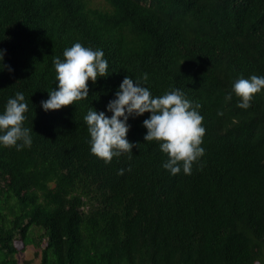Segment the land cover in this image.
<instances>
[{"label":"trees","instance_id":"16d2710c","mask_svg":"<svg viewBox=\"0 0 264 264\" xmlns=\"http://www.w3.org/2000/svg\"><path fill=\"white\" fill-rule=\"evenodd\" d=\"M93 1L0 0V114L21 92L32 129L30 148L0 145V264L27 246L38 264H264V90L246 110L225 99L237 79L264 76V0ZM77 42L104 52L108 76L45 112L53 58ZM145 73L153 97L179 89L201 105L190 175L144 140L150 113L127 121L132 154H91L84 116L111 117L125 76Z\"/></svg>","mask_w":264,"mask_h":264},{"label":"clouds","instance_id":"9594fccd","mask_svg":"<svg viewBox=\"0 0 264 264\" xmlns=\"http://www.w3.org/2000/svg\"><path fill=\"white\" fill-rule=\"evenodd\" d=\"M3 55V50H0V64ZM53 64L58 83L54 90L48 92L49 98L41 101L45 112L60 110L87 99L88 82L94 84L98 78L108 76V61L104 58V52L78 42L64 50L63 60L54 57ZM147 80L146 73L136 80L125 76L115 94L116 98L107 105L111 117L103 111L97 112L92 108L88 110L84 121L90 133L91 154L105 164L111 163L114 157L123 153L132 154L133 147L137 145L127 139L130 127L127 121L130 116L139 117L150 113V117L143 121L147 129L144 140L159 143L161 151L168 157L162 165L164 169L174 176L181 169L184 174L190 175L193 164L204 155L201 145L206 130L203 127L204 118L198 111L201 105H194L179 89L153 97L148 87L143 86ZM261 90H264V76L252 75L248 79L241 77L234 82L232 92L225 99L231 100L234 93L240 101L238 107L246 110ZM27 111L28 105L23 93L17 92L14 98L8 99L3 114H0V145L15 147L17 151L31 147L32 129L24 127ZM123 174L124 169H120L118 175Z\"/></svg>","mask_w":264,"mask_h":264},{"label":"rangeland","instance_id":"374dc122","mask_svg":"<svg viewBox=\"0 0 264 264\" xmlns=\"http://www.w3.org/2000/svg\"><path fill=\"white\" fill-rule=\"evenodd\" d=\"M94 3H100L99 0H94ZM18 249L22 247L19 241L15 242ZM34 249L31 246H27L24 250H19L16 254L19 264H38V259L33 255ZM258 264V263H255Z\"/></svg>","mask_w":264,"mask_h":264}]
</instances>
